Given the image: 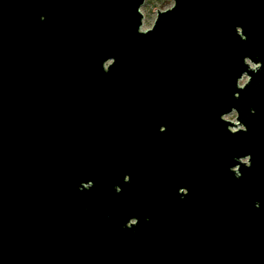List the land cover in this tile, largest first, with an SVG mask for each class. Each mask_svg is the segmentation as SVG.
<instances>
[{
    "label": "water",
    "instance_id": "water-1",
    "mask_svg": "<svg viewBox=\"0 0 264 264\" xmlns=\"http://www.w3.org/2000/svg\"><path fill=\"white\" fill-rule=\"evenodd\" d=\"M144 2L0 0V264H264V0H173L143 31ZM162 125L194 136L187 218L156 208ZM125 175L101 214L87 185Z\"/></svg>",
    "mask_w": 264,
    "mask_h": 264
},
{
    "label": "flooded vegetation",
    "instance_id": "flooded-vegetation-1",
    "mask_svg": "<svg viewBox=\"0 0 264 264\" xmlns=\"http://www.w3.org/2000/svg\"><path fill=\"white\" fill-rule=\"evenodd\" d=\"M170 137L166 135L165 127L162 125L157 133V142L155 143V148L158 150L159 154L157 157V165L159 167L160 175L157 180V193H156V208L159 210L161 206L170 207L173 213L182 215L187 218L189 213L194 212L198 206V177L195 163V140L193 133L190 130L179 134L174 128L169 129ZM164 133V134H163ZM204 152H203V167H202V205L203 208L206 207V191H207V147L208 141L203 140ZM169 150L167 154L166 151ZM165 153V156L162 153ZM163 168L165 169V176L163 177ZM168 173V175L166 174ZM167 175V176H166ZM170 175V176H169ZM98 178V177H97ZM95 178L93 182L89 183L87 186L93 188L95 197L93 199L95 209L100 211L103 215H110L114 211L118 210V202H124L127 200L126 193L129 192V187L133 184L128 175H125L117 184L113 185L111 188V197L108 202L106 198L98 197L103 191L109 190V185L103 186L99 183V180ZM166 181V183H165ZM164 182V185L162 183ZM155 185V187H157ZM85 188L86 185H83ZM100 191V192H99ZM110 192V191H109ZM160 194H163L161 196ZM129 200V199H128ZM151 203V202H150ZM145 201L143 205V211L148 204ZM108 205V206H107ZM114 205L115 207H111ZM142 209V208H141ZM135 220H130L126 227H130L135 224Z\"/></svg>",
    "mask_w": 264,
    "mask_h": 264
},
{
    "label": "rangeland",
    "instance_id": "rangeland-1",
    "mask_svg": "<svg viewBox=\"0 0 264 264\" xmlns=\"http://www.w3.org/2000/svg\"><path fill=\"white\" fill-rule=\"evenodd\" d=\"M173 5V0H145L144 4L142 5L140 11L143 15L142 27L143 31L150 29L154 23L156 18V12L158 11H165L169 9ZM156 9V10H154ZM245 78H243L239 85H242L245 82ZM226 119L235 120V113L227 116Z\"/></svg>",
    "mask_w": 264,
    "mask_h": 264
},
{
    "label": "built area",
    "instance_id": "built-area-1",
    "mask_svg": "<svg viewBox=\"0 0 264 264\" xmlns=\"http://www.w3.org/2000/svg\"><path fill=\"white\" fill-rule=\"evenodd\" d=\"M239 83H240V82H239ZM232 113H234V112H232ZM232 113H231V114H232ZM231 114H229V115H231ZM229 115H227V116H229ZM227 116H225L224 118H226Z\"/></svg>",
    "mask_w": 264,
    "mask_h": 264
}]
</instances>
